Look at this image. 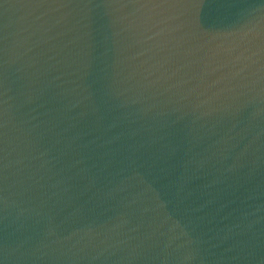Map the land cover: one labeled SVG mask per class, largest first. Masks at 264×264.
Segmentation results:
<instances>
[{
    "label": "water",
    "instance_id": "water-1",
    "mask_svg": "<svg viewBox=\"0 0 264 264\" xmlns=\"http://www.w3.org/2000/svg\"><path fill=\"white\" fill-rule=\"evenodd\" d=\"M0 264H264V0H0Z\"/></svg>",
    "mask_w": 264,
    "mask_h": 264
}]
</instances>
